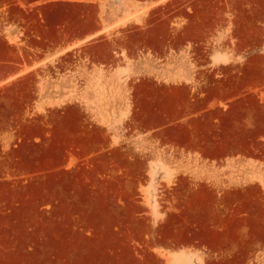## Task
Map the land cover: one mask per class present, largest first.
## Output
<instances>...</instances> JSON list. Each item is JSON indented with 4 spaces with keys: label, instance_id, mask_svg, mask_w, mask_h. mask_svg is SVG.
Wrapping results in <instances>:
<instances>
[{
    "label": "rangeland",
    "instance_id": "obj_1",
    "mask_svg": "<svg viewBox=\"0 0 264 264\" xmlns=\"http://www.w3.org/2000/svg\"><path fill=\"white\" fill-rule=\"evenodd\" d=\"M82 29L86 44L41 52L47 31ZM0 37L41 56L28 90L0 94V264H264V0H0ZM166 84L187 91L186 131L235 137V155L137 133L138 91ZM67 105L147 157L139 181L53 134ZM184 229L204 243L159 246Z\"/></svg>",
    "mask_w": 264,
    "mask_h": 264
},
{
    "label": "crops",
    "instance_id": "obj_2",
    "mask_svg": "<svg viewBox=\"0 0 264 264\" xmlns=\"http://www.w3.org/2000/svg\"><path fill=\"white\" fill-rule=\"evenodd\" d=\"M79 17L81 15H78ZM52 32L49 33L47 31L46 36H39L42 46L40 50L48 55L72 48L77 44H86L94 35L92 29L74 30L73 32H68L66 37L55 30ZM35 43L34 41L25 44L21 42L22 45H18L0 37V94L11 98L18 86L26 87L28 90V86H30L28 75L36 69L38 62H40L36 58H41V56L36 54L38 47ZM43 46L47 49L45 50ZM244 69L246 72L243 74L240 86H253L252 74L247 71V66ZM233 87L234 89L228 90V94L224 95L222 100L231 99L236 95L237 85L235 84ZM138 92L140 95L137 103V112L133 115L132 120L134 122L133 127L139 135H147L150 140H159L164 148L172 145L177 150L198 152L208 159L217 160L226 155L236 154L235 137L231 141L228 137L220 138L218 134L215 138L214 134H210L205 139L199 138L195 132L186 131L187 118H185L184 101H186L187 91L183 85L166 84L148 90L142 89ZM217 111L224 120L228 119L229 123L232 118V124L235 126L234 108L230 107L228 111L220 109ZM81 115V108L76 105H67L62 115L53 123V134L56 137L59 136L58 139L60 141L83 149L84 153L99 152L98 150L102 147L108 153L109 164L118 165L121 168L120 174L117 175L118 180L124 183H136L139 181L142 174L141 169L147 164V157L136 153V150L125 144L120 143L117 146H108L110 143L107 135L110 132L109 128L105 124H94L93 122L82 125ZM218 120L220 121L221 117ZM150 151H153L151 147ZM151 152L148 155L149 158L152 157ZM196 242L199 244L204 243L200 232L184 229L179 237L161 238L158 244L161 248L166 249L169 245L190 247ZM248 243L251 244L252 241H248ZM244 251L248 252V249L246 251L245 248ZM154 258L162 261L160 257ZM194 258L200 261L203 260V257ZM249 258L251 257H229L226 262L227 264L231 262L237 264V262H243L249 260Z\"/></svg>",
    "mask_w": 264,
    "mask_h": 264
}]
</instances>
